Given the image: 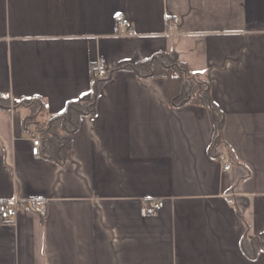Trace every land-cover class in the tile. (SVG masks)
<instances>
[{"label":"crops","instance_id":"1","mask_svg":"<svg viewBox=\"0 0 264 264\" xmlns=\"http://www.w3.org/2000/svg\"><path fill=\"white\" fill-rule=\"evenodd\" d=\"M162 51L210 83L230 170L210 152L209 107L124 68ZM100 57L71 158L35 156L40 134L14 104L89 101ZM0 93V202L18 207L0 219V264H264V0H0Z\"/></svg>","mask_w":264,"mask_h":264},{"label":"trees","instance_id":"2","mask_svg":"<svg viewBox=\"0 0 264 264\" xmlns=\"http://www.w3.org/2000/svg\"><path fill=\"white\" fill-rule=\"evenodd\" d=\"M124 68L134 71L143 78L163 77L167 83L169 101L172 104L197 103L211 109L214 114L215 135L210 152L217 158L222 153L220 146L223 144L221 111L211 98L210 83L194 74L189 67L174 60L167 52H159L147 59L129 63ZM104 77H95L93 83V95L89 101H69L66 108L56 114H47L45 99L40 96L22 97L15 107L28 109L24 118L25 126L35 125V129L41 136V154L56 163L63 164L71 158L72 139L79 130L84 117L93 116L96 113V101ZM0 106H10L7 95L0 93ZM47 119L41 120L42 117ZM244 246H259L256 238H245Z\"/></svg>","mask_w":264,"mask_h":264},{"label":"built area","instance_id":"3","mask_svg":"<svg viewBox=\"0 0 264 264\" xmlns=\"http://www.w3.org/2000/svg\"><path fill=\"white\" fill-rule=\"evenodd\" d=\"M118 25L120 26L119 33L121 35H132L134 30L127 29V20L121 18L118 20ZM175 33V26L174 24L170 23L168 26V30L166 34H173ZM90 73L92 77H105L108 74V69L106 67L104 58L100 57L96 61H94L90 66ZM32 141V153L35 156L41 155V138L38 135L32 134L31 135ZM219 160L222 163V167L225 171H228L232 168V163L228 160L227 155L222 152L219 154ZM158 204L154 200H149L144 202L140 207V213L143 216H150L157 212ZM31 209L33 211H37L40 213H44L46 211V207L38 202L31 203ZM18 214V207L15 202H0V219L1 220H8L11 217H15Z\"/></svg>","mask_w":264,"mask_h":264}]
</instances>
